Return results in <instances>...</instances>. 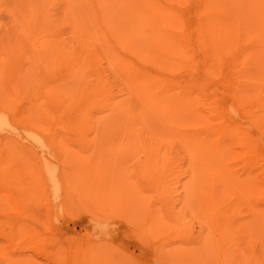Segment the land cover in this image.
<instances>
[{"label": "rangeland", "instance_id": "rangeland-1", "mask_svg": "<svg viewBox=\"0 0 264 264\" xmlns=\"http://www.w3.org/2000/svg\"><path fill=\"white\" fill-rule=\"evenodd\" d=\"M43 1L49 17L58 20L57 31L65 44L86 48L84 57L90 64L82 67L80 78L103 82L111 100L120 104L110 112H135L138 117L129 128L117 131L124 135L85 141L28 140L27 147L8 153V177L0 180V264H264V134L235 107L231 89L236 78L237 89L247 90V114L264 104V71H260L264 63L250 59L236 67V75L225 66L229 74L213 75L202 86L221 107L222 119L238 122L255 137L257 155L239 140L226 144L227 151L205 149L187 136L200 131L199 126L182 121L184 114L178 108L175 115L171 111L176 120L171 128L172 122L158 115L146 104L149 98L139 93L137 86L147 83L134 77L161 74L165 81L178 83L188 74L201 76L206 66L192 44L194 56L188 65L181 64L177 51L168 53L174 39L163 22L149 17L151 11L137 15V25L126 30L123 22L128 15L113 10L120 30L124 29L119 39L105 35L113 43L98 31L93 0ZM202 1L171 3L179 8L192 42ZM69 7L72 13L65 21ZM83 10L91 12L94 28L92 21L84 23ZM79 18L92 29V37L83 41H76L70 24ZM125 33L144 45L124 39ZM231 52L226 51L227 57ZM249 72L254 73L251 78ZM65 74L51 81L61 82ZM254 77L258 82L253 85ZM163 85L159 88L174 89ZM149 145L158 150L161 164L154 183L142 172L144 147ZM27 162L32 165L29 182L20 168ZM209 171L216 177H207ZM211 189L215 197H222L220 201L205 199Z\"/></svg>", "mask_w": 264, "mask_h": 264}, {"label": "bare ground", "instance_id": "bare-ground-1", "mask_svg": "<svg viewBox=\"0 0 264 264\" xmlns=\"http://www.w3.org/2000/svg\"><path fill=\"white\" fill-rule=\"evenodd\" d=\"M43 3V0H0V12L4 14L0 13V153H5L0 159V180L8 177H5L7 166L11 162L7 157L8 153L14 147L20 150L27 147L25 143L28 140L76 138L85 141L110 137L112 134H119L118 130L129 128L130 123L138 117L135 112L122 115L110 112L120 104L111 100L103 82L99 78L94 82L80 78L82 67L90 64L89 59L84 57L86 48L80 44L76 50L77 46L65 44L64 38L57 31L58 20L49 17L48 9ZM171 3L172 0H93L91 9L98 15L96 26L102 33V38L110 42L115 43L105 35L119 39L124 29L137 25V15L151 11L149 17L163 22L170 38L174 39L171 40L173 46L168 53L172 55L177 51L179 58L176 60L181 64L188 65L189 59L191 61L194 56L193 52L190 53L192 44L195 53L201 54L206 66L204 74L198 75L199 77L188 74L186 79L183 78L178 83L165 81L161 74L148 77L146 74H136L134 77L138 75L143 78L140 79L141 83H147L146 88L140 84L137 86L139 93L142 92L149 98L146 104L155 108L158 115L172 122L170 127L173 129L176 120L171 111L175 115V111L181 109L180 112L184 114L182 121L186 120L193 127L199 126L200 131L195 129L191 135H187L194 144L221 152L227 151L226 144L239 140L256 156L255 137L238 122L229 123L222 119L221 107L213 100V94L202 86L213 75L222 76L229 74V71L231 75H236V67L246 65V61L250 59L264 63V0H203L197 7L199 20L196 22V37L193 42L188 35L189 30L185 29L186 22L180 15L179 8ZM113 10H122L128 15L123 22L127 25L124 29L120 30L121 26L116 23ZM71 13V7L67 8L64 12L65 21ZM83 13L84 23H95L89 10H83ZM129 20L134 23L129 24ZM84 23L81 18L70 21L71 27L75 29L76 41L92 37V29ZM94 27L95 24L92 28ZM124 36V39L139 47L140 44L144 45L130 33H125ZM246 41H250L247 46L242 44ZM153 49L156 50L154 47ZM228 49L232 51L230 57L226 55ZM183 57H187L186 60ZM225 66H230L229 71ZM260 71H264V68ZM63 72H66L61 77L63 81H51L53 76ZM249 73L251 78L254 73ZM256 78H253V85L258 82ZM232 79L231 89L236 95L235 107L240 108V112L246 117L249 115L251 123L261 126L264 134V104L247 114V90L237 89L238 85L234 83L236 78ZM161 83L165 87L172 85L174 89H161ZM131 107L129 105L128 109ZM91 136L93 137L90 138ZM144 148L146 155L143 177L154 183L155 174L161 169L158 150L153 145ZM20 168L26 174L24 181L29 182L28 170H32V165L27 162ZM247 175L251 176L250 173ZM208 176L213 179L216 173L209 171ZM250 182L256 187L253 180ZM210 191L205 196L206 200L212 202L216 197L221 200L222 197H215L213 189ZM204 248L206 249L205 245L202 252Z\"/></svg>", "mask_w": 264, "mask_h": 264}]
</instances>
